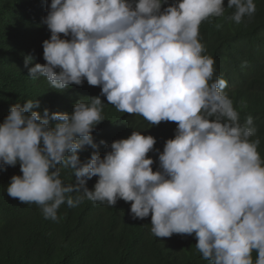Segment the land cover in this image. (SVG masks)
Segmentation results:
<instances>
[{
  "label": "clouds",
  "instance_id": "9594fccd",
  "mask_svg": "<svg viewBox=\"0 0 264 264\" xmlns=\"http://www.w3.org/2000/svg\"><path fill=\"white\" fill-rule=\"evenodd\" d=\"M51 0L42 18L51 35L42 42L44 64L24 67L52 89L101 88L100 96L122 113L151 126L175 122L174 138L158 153L156 139L133 131L113 141L103 157L94 142L105 120L100 96L80 99L71 113L43 115L38 99L10 107L0 123V169L20 166L7 195L39 206L59 222L63 204L85 200L130 204L131 219L149 217L157 238L195 234L208 264H264V160L251 115L241 122L227 81L214 77L215 60L204 54L202 22L222 17L240 24L256 12L254 0ZM63 34V37H61ZM70 37V38H69ZM244 61L242 67H247ZM241 109L246 108L244 101ZM55 121L54 124L51 122ZM255 137V139H253ZM101 145L105 141L99 142ZM94 151L81 162L79 151ZM62 169L75 183L65 184ZM98 177L92 190L87 181ZM253 253H256L254 259Z\"/></svg>",
  "mask_w": 264,
  "mask_h": 264
},
{
  "label": "trees",
  "instance_id": "16d2710c",
  "mask_svg": "<svg viewBox=\"0 0 264 264\" xmlns=\"http://www.w3.org/2000/svg\"><path fill=\"white\" fill-rule=\"evenodd\" d=\"M174 2L168 0V4ZM227 2L224 0L225 7ZM254 2L256 12L251 19L236 24L229 19L233 10L226 8L222 17L201 23L199 38L205 45L204 54L215 60L214 77L227 81L225 91L240 121L248 115L253 117L261 140L258 152L264 160V0ZM50 3L51 0H0V123L11 106L18 102L23 105L29 99L40 101V107L33 111L43 115L45 108L50 114L71 113L80 99L100 96L101 88L88 85L86 80L82 86L73 84L61 92L52 89L43 77H29L25 57L32 58L29 67L46 63L42 42L51 33L42 18ZM244 61L247 67H242ZM100 98L105 104V120L92 133L100 155L110 150L107 146L113 141L140 131L156 139L148 156L154 160L153 170H157L155 149L162 152L166 140L174 138L176 123L162 121L151 126L142 116L122 113L106 97ZM241 101L246 102V108L241 109ZM101 140L106 144L101 145ZM93 151L90 146L79 151L81 162H86ZM13 175H22L19 164L0 169V264H208L196 250L195 234L157 238L150 231L151 214L143 220L131 219V202L122 199L111 207L106 202L88 200L75 208L65 203L58 210L59 222L46 220L36 204H23L7 195ZM61 178L65 184L75 183L71 169H62ZM97 179L87 181L90 190Z\"/></svg>",
  "mask_w": 264,
  "mask_h": 264
}]
</instances>
